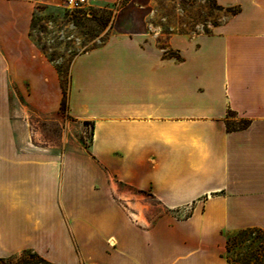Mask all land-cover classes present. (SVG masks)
I'll use <instances>...</instances> for the list:
<instances>
[{"label":"crops","instance_id":"crops-1","mask_svg":"<svg viewBox=\"0 0 264 264\" xmlns=\"http://www.w3.org/2000/svg\"><path fill=\"white\" fill-rule=\"evenodd\" d=\"M62 1L0 0V112L12 93L59 111L58 73L30 30L38 4ZM215 2L239 11L193 47L170 41L180 60L141 35L74 59L67 113L93 124L89 152H0V258L228 264V232L264 230V0ZM81 169L87 184L63 183Z\"/></svg>","mask_w":264,"mask_h":264},{"label":"rangeland","instance_id":"rangeland-1","mask_svg":"<svg viewBox=\"0 0 264 264\" xmlns=\"http://www.w3.org/2000/svg\"><path fill=\"white\" fill-rule=\"evenodd\" d=\"M227 8L236 9L218 6L215 0L89 1L87 10L74 12L59 4H38L30 38L61 72L58 77H63L68 96V76L74 59L101 46L111 35H141L167 53L176 54L167 49L170 41L175 45L193 47L200 36L214 34L216 27L231 17ZM91 134V125L70 117L67 110L42 113L30 106L26 98L13 93L8 97V111L0 112V152L4 153L87 154ZM81 170L80 175L74 172V176L61 177L63 183L70 186L78 181L87 184L90 180L88 173ZM160 213L162 210L157 207L147 210V216L152 220ZM234 232H228L226 237ZM257 244L258 241L253 246ZM241 252V248L230 253L225 249L224 258L233 259ZM31 258L33 262L39 260L34 252L27 250L3 258L0 264H20Z\"/></svg>","mask_w":264,"mask_h":264},{"label":"trees","instance_id":"trees-1","mask_svg":"<svg viewBox=\"0 0 264 264\" xmlns=\"http://www.w3.org/2000/svg\"><path fill=\"white\" fill-rule=\"evenodd\" d=\"M37 7V6H36ZM230 16L235 15L239 9L236 8L235 10H230V8L226 9ZM33 19V18H32ZM105 43L102 42V45ZM170 57H175L177 60H180L178 55L169 54ZM51 61V60H49ZM58 75H61V72L57 70ZM69 83H70V74L68 76ZM60 85L62 88V101L60 105V111L64 112L67 110V90L65 88V82L63 81V77L60 76ZM233 114L231 112L227 113V117H232ZM86 125L90 124L91 128L93 129V124L89 122H84ZM248 126V121L246 120H240L236 124H232L229 121L226 122V128L228 131H236V130H242L245 129ZM258 244L256 246H253L254 243ZM235 248H241L242 252L237 253L235 258H226V261L228 264H264V230L260 228H246L242 230H238L231 235H228L226 237V252H234ZM38 257V261L33 262L32 258L30 261H21L20 264H40V263H49L47 260ZM0 260H3V258H0Z\"/></svg>","mask_w":264,"mask_h":264},{"label":"built area","instance_id":"built-area-1","mask_svg":"<svg viewBox=\"0 0 264 264\" xmlns=\"http://www.w3.org/2000/svg\"><path fill=\"white\" fill-rule=\"evenodd\" d=\"M89 1L90 0H63L60 5H63L68 11H85L89 7Z\"/></svg>","mask_w":264,"mask_h":264},{"label":"bare ground","instance_id":"bare-ground-1","mask_svg":"<svg viewBox=\"0 0 264 264\" xmlns=\"http://www.w3.org/2000/svg\"><path fill=\"white\" fill-rule=\"evenodd\" d=\"M138 209L140 210L141 208L138 206Z\"/></svg>","mask_w":264,"mask_h":264}]
</instances>
